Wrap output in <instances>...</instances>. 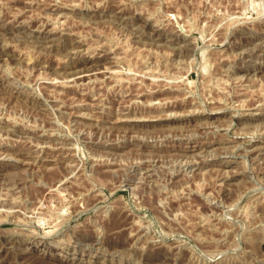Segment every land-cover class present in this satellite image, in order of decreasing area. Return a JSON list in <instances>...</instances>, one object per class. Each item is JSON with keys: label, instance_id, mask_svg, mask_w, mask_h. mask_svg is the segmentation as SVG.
I'll return each instance as SVG.
<instances>
[{"label": "rangeland", "instance_id": "374dc122", "mask_svg": "<svg viewBox=\"0 0 264 264\" xmlns=\"http://www.w3.org/2000/svg\"><path fill=\"white\" fill-rule=\"evenodd\" d=\"M172 246L264 264V0H0V264Z\"/></svg>", "mask_w": 264, "mask_h": 264}, {"label": "bare ground", "instance_id": "6f19581e", "mask_svg": "<svg viewBox=\"0 0 264 264\" xmlns=\"http://www.w3.org/2000/svg\"><path fill=\"white\" fill-rule=\"evenodd\" d=\"M15 2V1H14ZM59 9V8H58ZM43 27V26H42ZM48 28V27H47ZM49 32V31H48ZM41 35V33H39ZM44 35L47 37L49 35V33H44ZM180 50V49H179ZM13 54V53H12ZM101 54V53H100ZM99 58V57H98ZM99 60V59H98ZM86 62L88 61H80L79 63H75L76 65L75 66H72V72H68V73H72L71 75H73L75 78L74 82L76 83H84L85 81L87 80H91L93 77H98L100 75H103V77L106 75V73L108 72L107 70L103 69L102 67V64L98 63V64H95V66L92 65V67L94 68H91V67H88L87 64H85ZM109 68V67H108ZM262 68V67H261ZM70 75V74H69ZM125 75V74H124ZM191 75V74H190ZM108 79V78H107ZM127 79V78H126ZM168 86V85H167ZM76 87V86H75ZM147 89V88H146ZM161 89V88H160ZM169 105V104H168ZM207 132V131H206ZM210 134V133H209ZM108 142V141H107ZM120 148V147H119ZM260 148V147H259ZM256 155V154H255ZM241 156V155H240ZM245 157V156H244ZM260 160V159H259ZM61 181V180H59ZM125 183V182H124ZM15 189V188H14ZM167 192V191H166ZM13 196V195H12ZM52 198V197H51ZM4 199V198H3ZM75 199V198H74ZM96 199V198H95ZM42 201V200H41ZM84 201V200H83ZM98 200L96 199L94 202H97ZM51 202V201H50ZM89 203V202H88ZM87 204V203H86ZM88 205V204H87ZM91 205V204H90ZM89 205V206H90ZM93 205V204H92ZM44 206V205H43ZM51 206V205H50ZM97 206V205H95ZM49 207V205H48ZM88 207V206H87ZM121 209V208H120ZM77 210V209H76ZM107 211V210H106ZM113 211V218L115 217V220H117V217L121 214L119 211H116V210H112ZM44 213V211H43ZM75 213V212H74ZM123 213V212H122ZM26 214V213H25ZM101 214V213H100ZM124 214V213H123ZM43 215V214H42ZM110 216V215H109ZM123 216H121L122 218ZM8 218V217H7ZM17 218V217H16ZM113 218H112V221H113ZM120 218V219H121ZM3 219V218H1ZM18 219V218H17ZM110 219V218H109ZM119 219V220H120ZM107 220V219H106ZM111 220V219H110ZM97 221V220H96ZM118 221V220H117ZM21 222V221H20ZM48 222V221H47ZM54 222V221H53ZM106 222V221H105ZM109 222V221H108ZM140 222V221H139ZM26 223V222H25ZM38 223V222H37ZM110 223V222H109ZM116 223V222H115ZM119 223V222H118ZM124 223V222H123ZM106 224V223H105ZM111 224V223H110ZM121 223H119L120 225ZM104 225V224H103ZM108 225V224H107ZM123 225V224H122ZM145 225V224H144ZM106 226V225H105ZM121 226V225H120ZM138 226V225H137ZM57 228V227H56ZM105 228V227H104ZM112 228V226H111ZM110 228V229H111ZM117 228V226L115 227ZM114 228V229H115ZM91 230V229H90ZM112 230V229H111ZM116 230V229H115ZM93 231V230H92ZM96 232V231H95ZM24 233V232H23ZM88 233V232H87ZM98 237V236H97ZM136 238V237H135ZM6 239V238H5ZM4 239V240H5ZM155 239V238H154ZM213 239V238H211ZM220 239V238H219ZM219 239H217L219 241ZM201 240V244L204 245V246H207V245H210L212 243H214V241L208 239V238H205V239H200ZM198 240V241H200ZM214 240V239H213ZM221 243L220 244H225V240H220ZM68 242V241H67ZM98 242V241H97ZM224 242V243H223ZM4 243V242H3ZM151 243V242H150ZM155 245V244H154ZM154 245H151V247L149 248L150 251L152 252L154 249L155 246ZM226 245V244H225ZM150 246V245H149ZM216 246V245H215ZM246 246V244H245ZM103 247V246H102ZM157 247V246H156ZM159 249V248H158ZM249 249V248H248ZM150 252V253H151ZM156 252V251H155ZM184 253V252H183ZM190 256V255H189ZM164 259L168 260L170 263H174V264H177L181 261L184 262L186 261L187 257H185L184 255L181 254L180 251H177L176 252V246L175 247H171V250L166 254V256L164 257ZM191 259V258H190ZM188 260V259H187ZM190 261V260H188ZM157 262V261H156ZM165 262V261H164ZM159 263V262H158ZM184 264V263H183ZM187 264V263H186Z\"/></svg>", "mask_w": 264, "mask_h": 264}]
</instances>
